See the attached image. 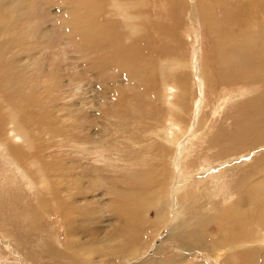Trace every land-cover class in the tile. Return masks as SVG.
<instances>
[{
	"label": "rangeland",
	"instance_id": "374dc122",
	"mask_svg": "<svg viewBox=\"0 0 264 264\" xmlns=\"http://www.w3.org/2000/svg\"><path fill=\"white\" fill-rule=\"evenodd\" d=\"M69 5L80 6L74 21L64 19ZM263 20L264 0H0V22L7 23L0 30L2 133L9 124L7 132L15 128L19 135L10 134L25 142L12 146L10 159L0 157V264H91L85 254L97 245L132 237L137 245L151 241V250L113 257L121 252L106 249L110 259L94 258L236 264L234 252L219 259L212 248L221 232L229 241L246 225L264 236V129L254 120L264 116V88L246 78L252 69L264 78V60L254 66L264 56ZM250 40L257 51L247 65L242 47ZM188 56L208 61V78L200 82L209 95L191 85L197 64L187 69ZM221 62L226 68L216 71ZM174 77L187 87L185 116L176 110ZM61 85L65 100L56 91ZM26 91L32 103L19 99ZM240 97L239 108L244 99L248 110L257 108L253 118L239 117ZM196 110L206 119L195 122L204 135L186 127ZM13 165L18 172L11 175ZM238 187L249 193L240 196ZM233 212L240 214L228 234L230 226L223 230L213 214ZM205 221L211 222L200 232L210 237V251L201 243L185 247L182 241H192L190 231Z\"/></svg>",
	"mask_w": 264,
	"mask_h": 264
},
{
	"label": "bare ground",
	"instance_id": "6f19581e",
	"mask_svg": "<svg viewBox=\"0 0 264 264\" xmlns=\"http://www.w3.org/2000/svg\"><path fill=\"white\" fill-rule=\"evenodd\" d=\"M74 1V0H73ZM156 1V0H155ZM165 3H166V1H165ZM167 4V3H166ZM98 5V4H97ZM163 7H164V4L162 5ZM80 9V6L79 7H74V6H71V5H69L67 8H66V10H65V13H64V19H66V20H68V21H74L75 19H76V16H77V12H78V10ZM163 9V8H162ZM163 12H165V10L163 11ZM128 22L129 21H132L133 19H131V18H129V19H126ZM136 21H138V20H136ZM139 22V21H138ZM256 23H258V21H256ZM261 23H263L264 24V20H263V22H261ZM6 25H7V23L5 22V21H3V22H0V30L1 31H3V30H5V29H7L6 28ZM136 26H137V24H136ZM125 27H126V29H130V26H129V24H126L125 25ZM133 29H134V32H133V34H136V30H139L140 28L139 27H135V26H133ZM152 29H154V28H152ZM260 33H261V35H262V37H263V39H264V27L261 29V31H260ZM150 34V33H149ZM4 36V35H3ZM124 39H125V41L127 42L128 40H130V37H129V35L128 34H126L125 36H124ZM140 50H142V49H140ZM169 51L171 52V49H169ZM256 51H257V46L250 40L248 43H246V44H244L243 45V47H242V61L244 62V63H246L247 65H250V57H251V52H253V56L255 55V53H256ZM155 53V51H153L152 52V54H154ZM52 55V54H51ZM157 55V54H156ZM150 56V55H149ZM184 59V58H183ZM263 60H264V56L262 57V58H260V60H258L256 63H255V65L254 66H257V67H260L262 64H263ZM196 61V62H195ZM194 62L197 64L196 65V67H195V70L194 71H190L189 73H190V76L191 75H193V74H195L196 75V79L194 78V77H192L191 76V85L193 84V85H195V86H197L198 88H199V93H200V95H202L203 96V91L204 92H207L208 93V91L207 90H205L204 88H203V86H202V84H201V82H200V76H202L203 77V79L204 78H208V76H207V66L209 65V63H208V61H206V60H203V59H197V58H194V57H190V56H188L187 57V60H186V66H187V69H193V67H192V65L194 64ZM52 64H53V62H52ZM160 64V63H159ZM167 64H169V63H167ZM224 64V65H223ZM195 65V64H194ZM216 65V67H217V70L216 71H221V70H224L225 68H226V66H227V64L226 63H220L219 64V67L217 66V64H215ZM179 68V67H178ZM213 69H215V68H213ZM12 73V72H11ZM10 73V74H11ZM13 74V73H12ZM40 75H41V73H40ZM30 77V76H29ZM246 78H247V83H255V84H261L260 85V87L261 88H264V78H263V73L262 72H258L257 73V71L255 70V69H252L251 70V72L249 73V75L248 76H246ZM209 80V79H208ZM207 80H205V82H206ZM210 81V80H209ZM173 82V84L174 85H177L178 86V88H179V90H180V95H178L177 97L180 99V103H178L177 104V106H179V107H177L176 108V110L177 111H180L182 114L184 113L185 114V112H184V110L182 109V107H185L186 105L183 103V96L185 95L184 93H186V90H187V87H186V84H185V82H182V81H178V82H176V80H175V77H174V80L172 81ZM17 86V85H16ZM40 87V86H39ZM43 88H45V86H42ZM57 86H55L54 88H56ZM61 88H62V90L58 87L57 89H56V91L58 92V94L60 95L61 94V92H62V98H63V100H65V88L61 85ZM193 88H194V86H193ZM16 89H17V87H16ZM13 90H14V88H13ZM34 90V89H33ZM3 91H4V88H3ZM9 91H12V88H11V90H9ZM36 91V90H35ZM6 93L8 92V90L7 91H5ZM16 92V91H15ZM18 92V91H17ZM33 92V91H32ZM45 92V91H44ZM10 92H8V94H9ZM38 93V92H37ZM54 93V92H53ZM7 94V95H8ZM17 94H19V92L17 93ZM16 94V95H17ZM57 94V93H56ZM15 95V94H14ZM38 95V94H37ZM50 95V94H49ZM208 95H209V93H208ZM12 96H13V94H12ZM18 96H20V94L18 95ZM8 97L10 98V95H8ZM33 97H35V96H33ZM51 97V96H50ZM21 98H23V99H29L30 100V102L32 101V94H31V92H27L26 91V93H25V97H19V99H21ZM19 99H17V100H19ZM50 99V98H49ZM51 99H53L54 101H55V99L54 98H51ZM14 100V99H13ZM16 100V99H15ZM245 100V102H244V106L243 107H241V108H239L240 107V105H241V97L239 98V102H238V107L236 108V109H238V113H239V117L240 118H242V116L241 115H244V117H246V115L249 117V118H253V115L257 112V108H253V109H251V110H248L247 109V106L246 105H248V102H249V100L248 99H244ZM20 101H22V100H20ZM34 101V100H33ZM36 101H38V104L39 105H43V103H45V101H44V98L43 97H39ZM35 102V101H34ZM33 102V103H34ZM191 102V104H192V109H193V104H194V95H193V97H192V100L190 101ZM214 102H215V100H214ZM21 103V102H20ZM32 103V102H31ZM31 103H29L30 105H31ZM37 103V102H36ZM36 103L35 104H33V105H35L36 106ZM50 103H52L51 101H50ZM49 103V104H50ZM218 103H220V101H219V99H218ZM231 103V102H230ZM229 103V104H230ZM16 104V103H15ZM236 104V103H235ZM22 105V104H21ZM232 105V104H231ZM16 106V105H15ZM182 106V107H181ZM233 107V106H232ZM235 107V106H234ZM233 107V108H234ZM34 108V107H33ZM42 109V108H41ZM228 109H230L229 107H228ZM235 109V110H236ZM35 110V109H34ZM34 110L32 109V111H33V113H34ZM39 109H37V111H36V113L37 112H39L38 111ZM225 111H227L226 109H224ZM235 110H234V112H235ZM15 111V110H14ZM31 111V112H32ZM155 110L154 109H152V113L154 112ZM31 112H28V113H31ZM46 112H48V110L46 111ZM232 112V111H231ZM230 112V113H231ZM17 113H19V112H17ZM28 113H27V115H28ZM226 113V112H225ZM245 113H246V115H245ZM42 114V113H41ZM156 114H157V111H156ZM183 114V115H184ZM236 114V113H235ZM38 115V114H37ZM238 115V114H237ZM12 116H16V113H15V115H12ZM11 116V117H12ZM31 116H32V114H31ZM34 116V115H33ZM32 116V117H33ZM185 116V115H184ZM203 115H201L200 114V112H199V110H196L194 113H192L191 114V116H189V118H188V121H186V127L188 128L189 126H190V124H194V126H192L191 125V127H193V131L192 132H197V133H200V134H202V135H204L205 133H206V131L203 129V128H201V127H199V125L197 124V123H195V122H197L198 120L200 121V122H203V120H206L205 119V117H202ZM27 117H30V116H27ZM27 117H24V119L26 118L27 119ZM45 117H46V114H45ZM11 119V118H10ZM17 119H20V118H17ZM25 119V120H26ZM29 119V118H28ZM44 119V118H43ZM152 119H153V116L150 118V119H148L146 122H151L152 121ZM154 119H155V117H154ZM236 119V118H235ZM234 119V120H235ZM239 119V118H238ZM9 120V119H8ZM21 121L23 120L22 118L20 119ZM31 120H33V119H31ZM30 120V121H31ZM69 120H70V118H68L67 119V121H65V123H68L69 122ZM254 120L255 121H263V124H259L258 125V128L259 129H261L262 131H263V129H264V116H261V113H260V115L259 116H257V117H255L254 118ZM24 121V120H23ZM29 120H26V122H28ZM155 121V120H154ZM170 121V120H169ZM169 121H168V123H169ZM32 122V121H31ZM71 123H72V121H70ZM8 123V122H7ZM30 123V122H29ZM166 123V122H165ZM150 124V123H149ZM154 124H156V123H154ZM171 124V123H170ZM3 125H4V120H1L0 121V132H1V136H0V157L2 158V159H4V160H8V159H10L11 158V148H12V146L13 147H18L16 144H19V145H21V146H24L25 145V142H24V140L23 139H21V135L19 136V139H17L18 141H16L14 138H15V136H13L12 134H10V130L12 131L13 130V133L14 134H16V135H19V133L18 132H16V130H15V128H12V129H10L8 132H7V129H8V127H9V124H6V125H8V127H6V132L4 133H2V131H3ZM150 125H152V123L150 124ZM157 125V124H156ZM180 128H181V123H178L177 124ZM203 125H207V124H203ZM148 126V125H147ZM154 126V125H153ZM157 126H159V125H157ZM148 128V127H147ZM154 128H156V126H154ZM160 129H161V127H159ZM163 128V127H162ZM159 129V130H160ZM188 130V129H187ZM149 134L151 133L152 134V132H153V129L151 128V129H149L148 131H147ZM146 132V133H147ZM164 132H166L165 130L162 132V133H164ZM155 133H157L156 132V130H155ZM262 134V133H261ZM3 138V139H2ZM179 143V142H178ZM176 146H178V144L177 145H175V149H177V147ZM193 146V143H190V146L189 147H192ZM177 154V153H176ZM181 155V154H180ZM177 156V155H176ZM1 159V160H2ZM7 168V167H6ZM102 168H104V167H102ZM106 168H107V166H106ZM105 168V169H106ZM163 168H165V167H163V166H161V170L160 171H162V170H164ZM9 170V173L11 174V175H14V174H16L17 172H18V168L16 167V166H12L11 168H9L8 169ZM107 170V169H106ZM3 171V170H2ZM4 172H5V170H4ZM0 173H1V171H0ZM3 174V173H2ZM9 174V175H10ZM156 179V176H153V178L151 179V182L153 183V181ZM151 182H150V187L151 188H153V186L151 185ZM155 182H156V180H155ZM26 183H28V186L31 188V185H30V182H29V180H27L26 181ZM239 183H242V182H239ZM238 183V184H239ZM40 184H42V183H40ZM155 185V184H154ZM245 186H246V183H245ZM93 188H94V186L93 185H89V187H88V189L87 190H89V193L93 190ZM113 188V187H112ZM237 189V191H238V194L240 195V196H243V195H245V193H249V190H247V191H244V190H241L239 187L238 188H236ZM263 192H264V190H263ZM80 193V192H79ZM26 194L28 195V196H30V198H33L34 197V195H33V193H32V190H30V191H26ZM83 194H85V193H83ZM83 199H85L84 197H83ZM202 199V198H201ZM30 200V199H29ZM206 199H204L203 201H205ZM157 201H159V199H157ZM243 201H245V200H243ZM183 202V201H182ZM199 202V201H198ZM241 202H242V199H241ZM247 202H249L250 203V199H248V201ZM13 203H14V201H13ZM203 203V202H202ZM201 203V204H202ZM206 203V202H205ZM9 204V203H8ZM14 205V204H13ZM9 206V205H8ZM28 208V207H27ZM20 209V208H19ZM237 211V210H236ZM235 211V212H236ZM235 212H233V213H231L232 215H227V213H223V214H221V215H219V214H216V215H214L213 214V218H218L217 220L218 221H220V224H222V225H220V227L221 228H224L223 230H226L227 231V229H225V228H227L226 226H230V227H228V234H229V232H231V230H235V225L233 224V223H235L234 221H233V217L234 216H236V215H238V214H240V213H238V214H236L235 215ZM87 213V212H86ZM208 214V213H207ZM215 218V219H216ZM233 218V219H232ZM255 218V217H254ZM253 218V219H254ZM38 219V216H35L34 214L33 215H31L30 217H29V220L28 221H30L31 223H32V221H36ZM41 219H43V217H40V220ZM32 220V221H31ZM211 221H205V222H203V223H197V225L190 231V232H192V236H190V239L192 240V241H190L189 239H187L186 241H182V243H183V245H185V247H188V248H191V247H196V244H198V243H201L202 244V250H203V252L205 251V252H209L210 250L208 249V248H206V246L208 245H210V241H211V239H210V237L209 236H205L204 238L201 236V232H200V230L201 231H207V229H206V227H207V225L210 223ZM40 223V222H39ZM239 225H241V224H239ZM244 226V225H243ZM36 227V226H35ZM74 227H76V226H74ZM215 227V226H214ZM246 227V229L245 228H242L241 229V233L243 234V235H241L240 233H238V234H231L230 233V235H231V238L229 239V241H227V239L226 238H224V235H223V232H221L220 233V238L219 237H216V238H219V239H215L216 241H218L219 242V247L218 248H212L216 253H217V256H218V258L219 259H221V257H224V258H226L228 255H224V253H230L231 251L232 252H234V256L235 257H237L236 258V264H238L239 262H242L243 261V263L242 264H258V262H260V261H262L263 263L262 264H264V236L263 237H257V235H254V231H253V229L251 228V227H248V225H246L245 226ZM33 228V227H32ZM41 229V228H40ZM39 229V230H40ZM246 230H247V232H249V233H247L246 232ZM38 231V230H37ZM227 234V233H226ZM233 235V236H232ZM240 236L241 238H240V240H238V242H237V244L236 245H238V244H240L241 246L240 247H238L239 248V250H238V252H236L237 250L235 249V248H233V247H236L235 245H233V240L234 239H236L237 237L236 236ZM228 236V235H227ZM132 240H133V237H132ZM132 240H130V238L129 239H127V240H118V241H116V242H119V245H116V246H114L113 244V242L114 241H106L105 242V246L104 247H99L98 245L95 247V250H91V255H89L88 254V252L85 254V256H86V258H87V260L88 261H90L91 262V264H106V263H104L103 261L101 262V260H99V259H102V258H109L110 259V253H109V251H107L106 249H108V250H115L116 252H121V253H117V256H116V254L113 256V257H118V255L119 254H122V255H127V256H144V254H146L148 251H150L151 250V248H152V244H151V241H148V242H142L141 241V243H140V245H137V243H133V241ZM152 240V239H151ZM245 240H248L247 242H245ZM193 242V243H192ZM133 244H136V245H133ZM194 249H196V248H194ZM226 249V251H224ZM233 249H235V250H233ZM196 251V250H195ZM204 252V253H205ZM98 255V257H99V259L98 260H96L95 258H94V255ZM209 255V254H208ZM213 255V253L211 254V256ZM230 255V254H229ZM91 257V258H90ZM233 257V254H232V256H230V258H232ZM213 258H216V257H213ZM105 259H102V260H105ZM177 259V258H176ZM176 261H178V259L176 260ZM182 262H178L179 264H187V263H184V261L183 260H181ZM188 261V260H187ZM227 261H230L229 260V258L226 260V262L225 261H223L225 264H229V262H227ZM185 262H186V260H185ZM177 263V262H176ZM177 263V264H178ZM82 264H84V262H82ZM137 264H139V262L137 263Z\"/></svg>",
	"mask_w": 264,
	"mask_h": 264
},
{
	"label": "crops",
	"instance_id": "0c3cea01",
	"mask_svg": "<svg viewBox=\"0 0 264 264\" xmlns=\"http://www.w3.org/2000/svg\"><path fill=\"white\" fill-rule=\"evenodd\" d=\"M238 214V213H237Z\"/></svg>",
	"mask_w": 264,
	"mask_h": 264
}]
</instances>
